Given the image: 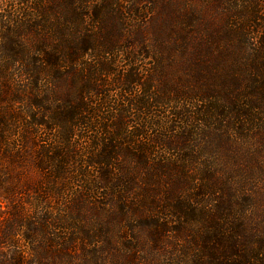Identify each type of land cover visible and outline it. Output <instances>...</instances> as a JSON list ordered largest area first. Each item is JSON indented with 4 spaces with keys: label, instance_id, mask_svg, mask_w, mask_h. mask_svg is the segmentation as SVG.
I'll use <instances>...</instances> for the list:
<instances>
[{
    "label": "trees",
    "instance_id": "16d2710c",
    "mask_svg": "<svg viewBox=\"0 0 264 264\" xmlns=\"http://www.w3.org/2000/svg\"><path fill=\"white\" fill-rule=\"evenodd\" d=\"M263 4L0 0V264H264Z\"/></svg>",
    "mask_w": 264,
    "mask_h": 264
},
{
    "label": "rangeland",
    "instance_id": "374dc122",
    "mask_svg": "<svg viewBox=\"0 0 264 264\" xmlns=\"http://www.w3.org/2000/svg\"><path fill=\"white\" fill-rule=\"evenodd\" d=\"M262 9H263V11H264V4H263V6H262ZM135 59H136V61H138V65L136 66V68H145L146 66H145V62H148V60H146L144 57H142L141 56V54H137L136 55V57H135ZM122 63V62H121ZM120 63V64H121ZM131 66H132V64H131ZM122 67H125V66H122ZM121 67V69H123ZM120 68V67H119ZM125 69H127V66L125 67ZM117 75H114V77H116ZM114 77H112L113 79H114ZM115 91V90H114ZM191 106V105H190ZM190 106H188V105H186L185 107L186 108H194V107H190ZM1 197H0V203H1ZM140 215H137V216H135L136 217V221H137V219H138V217H139ZM142 217V216H141ZM168 218H166V220H167ZM133 223H136L135 221H133ZM169 224H171L170 226H174L175 225V222H170ZM128 225H129V223H128ZM130 227V226H129ZM124 232H125V228L124 227H121L120 229H117V236H120V234H124ZM128 232V231H127ZM167 263V261L165 260L164 261V263L163 264H166Z\"/></svg>",
    "mask_w": 264,
    "mask_h": 264
}]
</instances>
